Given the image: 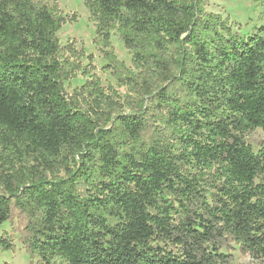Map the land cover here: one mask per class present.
Instances as JSON below:
<instances>
[{
  "label": "trees",
  "instance_id": "trees-1",
  "mask_svg": "<svg viewBox=\"0 0 264 264\" xmlns=\"http://www.w3.org/2000/svg\"><path fill=\"white\" fill-rule=\"evenodd\" d=\"M83 3L123 97L60 45L76 15L0 0V225L20 223L0 251L19 232L31 264L263 260L264 25L239 38L204 0Z\"/></svg>",
  "mask_w": 264,
  "mask_h": 264
},
{
  "label": "rangeland",
  "instance_id": "rangeland-1",
  "mask_svg": "<svg viewBox=\"0 0 264 264\" xmlns=\"http://www.w3.org/2000/svg\"><path fill=\"white\" fill-rule=\"evenodd\" d=\"M49 5L56 4L64 16L68 18L73 14L77 16L75 21H68L62 26L57 33L61 46L67 43H75V46L83 48L86 56H92V65H88L86 58L82 59L81 64L91 71L90 75H96L105 89L112 88L122 97L126 94L125 88H120L111 72L104 71L102 68L107 64L101 52V47L95 43V27L90 19V15L84 6L83 0H44ZM205 11L220 15L223 19L229 20L232 25V32L239 38L245 39L253 34L256 28L264 25V17L259 15L264 8L257 6L254 0H204ZM113 54L123 62L126 67L132 66L131 55L124 48L119 39L118 33L114 30L111 32L110 40ZM89 76H83L79 73L76 79L66 83V90L71 93L76 87L81 86ZM247 143L257 152L262 143H264V133L261 130H255L246 136ZM20 223L15 219L11 224L4 223L0 225V237L4 232H14L19 228ZM15 250L9 252L0 251V264H31L21 242L19 232H15ZM233 264H264L261 261L253 260L249 256L242 255L235 245L231 251Z\"/></svg>",
  "mask_w": 264,
  "mask_h": 264
}]
</instances>
